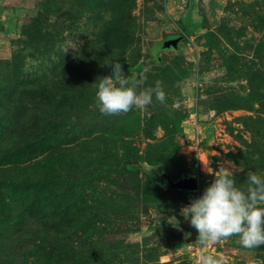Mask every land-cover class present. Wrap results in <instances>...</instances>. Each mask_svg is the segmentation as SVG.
<instances>
[{"label":"rangeland","instance_id":"rangeland-1","mask_svg":"<svg viewBox=\"0 0 264 264\" xmlns=\"http://www.w3.org/2000/svg\"><path fill=\"white\" fill-rule=\"evenodd\" d=\"M115 61L166 102L101 114ZM221 166L264 177V0H0V264H264L180 227Z\"/></svg>","mask_w":264,"mask_h":264},{"label":"clouds","instance_id":"clouds-1","mask_svg":"<svg viewBox=\"0 0 264 264\" xmlns=\"http://www.w3.org/2000/svg\"><path fill=\"white\" fill-rule=\"evenodd\" d=\"M111 75L104 76L98 84L95 103L103 115H126L133 109H143L155 101L164 104L167 94L157 81L154 87H144L143 78L130 79L119 61L107 63ZM214 179L183 210L190 226L197 233L196 241L203 247L221 239L239 237L246 249L264 246V177L250 173L247 187L236 186L228 169L207 171ZM197 264H226L221 258L200 255Z\"/></svg>","mask_w":264,"mask_h":264},{"label":"water","instance_id":"water-1","mask_svg":"<svg viewBox=\"0 0 264 264\" xmlns=\"http://www.w3.org/2000/svg\"><path fill=\"white\" fill-rule=\"evenodd\" d=\"M180 40H181V37H176L170 43L167 42L165 44V47L169 48L170 46H172L173 48L176 49L178 43L180 42ZM183 188L185 190H187V191L195 192L198 189V183H197V181L194 178H191V177L190 178H186L184 180ZM178 222L180 224V227L190 235L188 240L190 242L196 241L198 233H197V231L194 228H192L190 226V220L186 219L183 216H180V217H178Z\"/></svg>","mask_w":264,"mask_h":264},{"label":"trees","instance_id":"trees-1","mask_svg":"<svg viewBox=\"0 0 264 264\" xmlns=\"http://www.w3.org/2000/svg\"><path fill=\"white\" fill-rule=\"evenodd\" d=\"M177 186H174V184L168 186V188H176ZM199 187V186H198ZM200 188L206 189V185L204 183H200Z\"/></svg>","mask_w":264,"mask_h":264}]
</instances>
